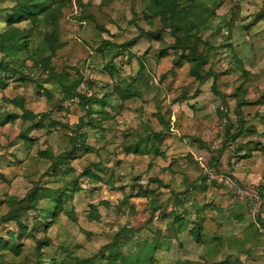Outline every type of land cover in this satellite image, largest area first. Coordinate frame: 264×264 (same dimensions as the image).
I'll return each mask as SVG.
<instances>
[{"label":"rangeland","instance_id":"obj_1","mask_svg":"<svg viewBox=\"0 0 264 264\" xmlns=\"http://www.w3.org/2000/svg\"><path fill=\"white\" fill-rule=\"evenodd\" d=\"M36 1L0 0V33L7 20H15L7 31L21 33L33 47L23 74L0 72V264H130L104 257H126L148 247L157 251L146 264H264V212L237 200L233 190L217 187L222 185L204 184L210 213L197 220L190 204V219L178 225L180 239L158 241L175 231L161 225L160 214L152 215L161 202L157 193L167 199L187 184L189 199L203 205L205 196L191 193L200 179L205 182L200 161L233 174L243 187L257 185L264 191V0H198L199 8L195 0H151V6L150 0H70L60 12L53 10L56 4L34 9ZM27 7L30 22H20L21 9ZM53 11L62 19L59 30L67 49L53 58L54 69L46 74L38 49L48 30L38 15ZM141 29L167 34L148 54L144 40L138 51L115 47L136 38ZM180 29L187 33L180 35L186 37L180 49L161 59L157 46L166 50ZM104 40L115 46L102 54ZM142 57L151 63L148 76L155 87L145 95L149 102L142 100L140 121L125 115L106 121L95 104V114L86 116L77 94L101 97L105 93L98 86L111 81L105 67L109 62L118 59L120 64L113 66L119 74L135 77ZM197 70L202 80L196 78ZM93 81L101 84L87 93L85 83ZM83 117L93 129L87 143L95 149L78 151L74 172L64 166L55 177L44 155L70 150L73 128L61 126L72 127ZM50 123L58 127L46 136ZM127 124L137 131L122 142ZM123 146L134 154H123ZM97 151L106 159L95 171L100 182L80 178L81 197L66 200L55 217L37 220L34 213L22 212L23 205L34 203L21 199L35 188L71 197L73 185L64 187L63 182L98 163ZM47 221H52L48 228ZM198 225L203 239L196 243Z\"/></svg>","mask_w":264,"mask_h":264},{"label":"trees","instance_id":"obj_2","mask_svg":"<svg viewBox=\"0 0 264 264\" xmlns=\"http://www.w3.org/2000/svg\"><path fill=\"white\" fill-rule=\"evenodd\" d=\"M70 2V0H38L36 1L37 4H33L34 9L36 8L35 5L38 6H43V8H47L50 7V4H56L57 6L55 8H53L54 11L60 12L61 11V7L66 6V4ZM30 2H28V7H29ZM195 4L197 6V8H199V4H198V0H195ZM154 5V2L150 0V2L148 3V6ZM25 9H21V14H22V19L20 21V19H18V21L22 22L25 21L27 23L30 22V17L32 16L31 10L29 8ZM50 9V8H48ZM149 10V9H148ZM47 11V10H46ZM45 11V12H46ZM50 14L48 13L47 15H38L39 17V22H40V26L42 23V27L46 28V30H48V35L44 37L43 42L41 47L38 49V52L41 55V60H42V64L41 67H43L44 72L47 74L48 72L52 71L54 69L53 67V58L56 57L58 58L59 52L64 49L67 45L66 42L61 41V32L59 30L60 28V22L62 19H60L59 17L56 16V14L54 13ZM171 17H175L174 13H172L170 15ZM62 17V16H61ZM16 21V22H18ZM15 20L12 22L11 20H7L6 23V31H4L3 33H0V37L1 39H3L1 41V47H0V53L3 55V59L0 62V72H20L23 74V70H24V66L26 63V59L30 57L31 54H33V47L31 46L30 43L27 42L26 39H24L23 35L21 33H14L13 31L8 32V26H11L12 23H14ZM39 26V27H40ZM193 31V27L188 29V37H189V41L191 42V38H195L194 34L192 33ZM103 32V30H102ZM171 32V29H170ZM179 33V35L176 36V41L174 43H172L171 45H169V47H167V49L163 50L162 48H159V46H157V52L160 54V58H164L167 56V54H170L169 52H177L180 48V43L182 42V40H184V38H186L185 36L181 38V34L184 35L186 33L185 30H178L177 31ZM176 32V34H177ZM173 33V32H172ZM161 34V35H160ZM158 33L156 31H145V30H140V34L137 35L136 38H133L132 40L125 42L122 46H115V44L110 41V40H104L101 48L99 49V52L102 54L106 53V50L108 48H113V46L117 47V49H123V50H129L130 48H132L135 44H137L139 41L144 40L147 41L150 45V48L152 45H156L160 43V41L164 42V35H166L167 33ZM191 36V37H190ZM113 38V37H112ZM173 38V37H172ZM199 40V38H197ZM196 40L195 42L199 43V41ZM177 42L179 44H177ZM193 43V42H191ZM162 49V50H161ZM170 49V50H168ZM186 50L192 51L194 53V49L193 48H184ZM161 50V52L159 51ZM196 51V50H195ZM149 52V49L147 50V54ZM11 58L13 59V63H10L9 60H11ZM56 58V59H57ZM60 58V57H59ZM143 61L140 65V69L137 73V75L135 77H131L130 75L127 76H122L119 74V70L116 69L111 62L108 63L106 69H108L109 73L111 74V81L109 83H107V85H104L101 87H99V89L97 90L99 93L104 92L105 94L102 95L101 97H99L98 94H94L92 93L90 90L98 84H101L100 82H84L85 85H87V93L91 92L90 97L88 98L87 96L81 95V94H77V96H79L80 98V103H82V105L85 107L86 109V116L90 117L93 114H95V111L93 109L94 104L95 105H99L101 110L98 112L101 116H103V118H106V121H110L116 118H120L123 117L124 114H128L129 112H132L129 108V105L125 106L124 103H126V101H128L129 99H131L132 97L136 96L139 97L141 99L145 98V95L151 92L152 87L154 86V82L151 80L150 76H148V69L150 68L151 63L150 62H146L144 61L145 57H142ZM191 60V59H190ZM201 62V63H200ZM199 65H203L204 62L200 61ZM179 62L175 61V64L177 65ZM111 65V66H110ZM198 64L195 66L197 67ZM117 70V71H116ZM118 75H117V73ZM116 73V74H115ZM49 74V73H48ZM121 76V77H120ZM195 76L198 80H202L203 77L200 76L199 70H197V72H195ZM121 83V85H119L118 83ZM117 88V89H116ZM143 88V90L141 89ZM143 92V94H141ZM157 95V94H156ZM75 98V97H73ZM120 102V103H119ZM243 105H238V108L240 109ZM143 107L141 109V111H138V109L135 110V112H139V116H137V120L140 121V119L143 117L142 116V111ZM28 113H32L31 111H27ZM46 115H43V117H45ZM161 124H164V120H160ZM9 121H6L5 123H7ZM142 122V121H141ZM67 124V125H66ZM58 125V124H57ZM57 125H52V123L49 124L48 126V130L47 133L45 134L47 136L50 135L52 132H56L53 128H57ZM128 125V124H127ZM125 126V129L121 130L122 135H123V141L122 142H127L130 138V136H132L133 134H135V132L137 131V127H133V126ZM57 126V127H56ZM69 124L68 123H63V126H61V128H73L74 133H71V141H72V148L68 151H65L59 155H53L51 154L49 155H44V157H46L48 160H50L51 162V166H50V173H52L55 177H59L61 172L63 171V167L67 166L69 168V171L72 173V171L74 172V167H73V162L75 160H77V158H79L80 156H78V151L81 150H85V154H87L88 152L93 151L95 148L90 146L87 141H88V133H90L92 127L91 124L89 123V121H86V118L83 117L80 122L72 127H68ZM127 127V128H126ZM237 136L241 133V128H238L236 130ZM162 133H156L155 135L158 137H161ZM83 139L84 141H79ZM125 144V143H124ZM204 145V144H203ZM103 149H107L106 146H103ZM101 151V150H99ZM97 151L98 153V157H99V162L98 163H94L88 166V168L85 169V171L83 173L80 174V176L78 178H75L73 181H64V187H68L69 185H73V193L71 197H68L67 195H61L59 193L58 190L56 189H49L47 187L44 188H35L34 191L31 190L26 196H24L21 200H25L27 198H29V202L30 199L32 200L33 206L29 207V206H25L23 205L22 208V212H32L36 215L37 220H40V215L44 216V218H48V216H52L55 217V215L58 214L59 211H61V209L64 206V202L66 200H73L74 197H81L82 193H83V189H82V181L80 180V178H86L87 179V183H94V182H100L101 180L98 178V176L96 175L95 171L98 170L100 167H102L104 165V162L106 159L102 158L101 156V152ZM121 152L125 155H130V154H134L133 152H131V150H128V148H125L124 146L121 147ZM185 162H183L184 164ZM192 166L196 165V163L194 161H192ZM149 170V169H148ZM172 171V170H171ZM188 177V176H187ZM186 177V178H187ZM140 178V177H139ZM114 180V176H112V178ZM198 179V178H197ZM154 181L152 177H150V181ZM184 179L182 180L181 183H183ZM205 181V178H204ZM195 182V181H194ZM200 184H196L194 188H192V190L194 192L191 193H196L198 191H203L206 190L205 185L206 181L203 182L202 179L199 180ZM205 184V185H204ZM214 184V183H213ZM216 185V184H215ZM242 185V184H241ZM217 187H223V186H218ZM183 188V187H181ZM188 188H190V185H186L185 190L184 191H179V193H173V190L170 193L174 194L171 195L169 197V199H167V202H170L174 205L175 209L171 212L168 213L166 211V206H167V202L158 194V197L156 201H161L160 204L159 202L157 204V206H153L152 208V215H156V213H160V221H164L165 224H163L164 226H166V230H168L169 228H173L175 232L172 233V235L168 234V236H163V237H159V240H171L179 238V234L182 232L181 229L179 228V224L184 220V219H190V217L188 216V210H189V205L187 204V202L183 201V196L187 195L190 193V191H188ZM226 188V187H225ZM37 189V190H36ZM228 189V188H227ZM16 198V197H15ZM238 200V198H236ZM93 207V205L91 206ZM94 208V207H93ZM95 209V208H94ZM72 212L74 213V210H72ZM198 213V214H197ZM201 212L199 209H197V212L195 214V218L198 220V218H202V216H200ZM155 217V216H154ZM50 222V223H49ZM52 224V221H47L45 226L48 228L50 227ZM168 228V229H167ZM202 227L201 225H198L197 229H195V235H197V239L198 241H195L196 243H199V239H203V233H202ZM160 230V229H159ZM161 231V230H160ZM158 234V232H157ZM194 234V233H193ZM172 237V238H171ZM180 239V238H179ZM178 239V240H179ZM143 249V248H142ZM157 250V247H148V249L145 250H137V252H140L139 254L134 253L129 255V256H124L123 254L121 256L119 255H108V257H104V260H109L116 262V259L118 258V261L121 259L122 262H128L130 264H146L151 263V261L153 260L154 254ZM113 256V257H112ZM86 263L91 264L92 261H86Z\"/></svg>","mask_w":264,"mask_h":264},{"label":"built area","instance_id":"obj_3","mask_svg":"<svg viewBox=\"0 0 264 264\" xmlns=\"http://www.w3.org/2000/svg\"><path fill=\"white\" fill-rule=\"evenodd\" d=\"M204 172L206 183L222 185L236 194V197L243 202H247L250 207L264 212V191L257 185L241 186L235 176L227 171H219L216 168H210L200 161Z\"/></svg>","mask_w":264,"mask_h":264},{"label":"crops","instance_id":"obj_4","mask_svg":"<svg viewBox=\"0 0 264 264\" xmlns=\"http://www.w3.org/2000/svg\"><path fill=\"white\" fill-rule=\"evenodd\" d=\"M142 41V40H141ZM141 46H142V43L140 44V41L137 43V44H135L132 48H133V50L135 51H138V50H140L141 49ZM67 47V46H66ZM64 48V49H62L60 52H59V57H62V55H65V54H60L61 52H64L65 51V49H67V48ZM108 49H110V48H108ZM149 49V51L151 50V48H150V45H148V48H147V50ZM119 50H120V48H119ZM129 50H131V48L129 49ZM128 49L127 50H124V51H129ZM146 50V51H147ZM107 51V50H106ZM73 56H68V57H66V58H72ZM151 58H152V56H151ZM90 63V62H89ZM113 64H120V61H118V59L114 62L113 61ZM112 64V65H113ZM124 64H126V63H124ZM123 64V65H124ZM142 100L143 99H141V98H139V97H136V96H134V97H132L131 99H129L128 101H126V103H124L125 104V106H127V105H129V108H130V110L132 111V112H129L128 114H124L125 116H127V117H130V118H136L137 116H139V112H135V110L136 109H138V111H141V109H142ZM143 101H145V102H149V99L147 98V97H145V99L143 100ZM120 103V102H119ZM138 103H140V105L138 104ZM95 106V105H94ZM143 110H145V108H143ZM142 110V111H143ZM144 112V111H143ZM252 183H254V182H252ZM198 193H200V194H203L204 196H205V198H204V200H205V202L203 203V205L201 206V205H199L198 204V202H197V199L196 198H192V199H189V195L187 194V195H184L183 196V201L184 202H187V204H191V205H194L195 207H196V209H199L200 210V212H201V214H200V216H204L205 214H209L210 212H209V210H210V208H212V203H206V194L208 193V191H207V189L206 190H203V191H198ZM167 199H169V197L167 198ZM166 198H164V200L166 201L167 200ZM167 202V201H166ZM201 206V207H200ZM175 209V207H174V205L172 204V203H170V202H167V206H166V211L168 212V213H171L173 210ZM160 213H158V215H159ZM160 217V216H159ZM187 220V219H186ZM159 221H160V219H159ZM158 222V221H157ZM182 222H184V221H182ZM181 222V223H182ZM161 225H163V224H161ZM157 251V250H156ZM155 254H156V252H155ZM154 254V255H155ZM153 259H154V257H153Z\"/></svg>","mask_w":264,"mask_h":264}]
</instances>
